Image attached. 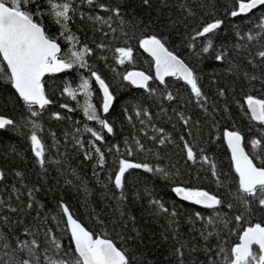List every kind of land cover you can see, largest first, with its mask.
<instances>
[{
  "label": "snow or ice",
  "instance_id": "obj_1",
  "mask_svg": "<svg viewBox=\"0 0 264 264\" xmlns=\"http://www.w3.org/2000/svg\"><path fill=\"white\" fill-rule=\"evenodd\" d=\"M136 51L149 72L121 70ZM128 86L142 91L117 104ZM253 90H264V0H0V105L18 112L0 115V142L25 145L8 143L0 169V264H264ZM233 103L246 131L229 124ZM157 180L181 203L157 198ZM138 203L158 232L138 223Z\"/></svg>",
  "mask_w": 264,
  "mask_h": 264
},
{
  "label": "trees",
  "instance_id": "obj_2",
  "mask_svg": "<svg viewBox=\"0 0 264 264\" xmlns=\"http://www.w3.org/2000/svg\"><path fill=\"white\" fill-rule=\"evenodd\" d=\"M131 2L138 4V0H131ZM136 10L138 13L143 11L139 7H137ZM221 31L223 32V29ZM229 35H230V33L223 36V39L227 40ZM256 47H258V45H257V42L254 40L252 42L251 47L245 51H242L240 54V57H238V59H241V62H242V57L247 54V51H250V50L254 51L256 49ZM147 59H148V57L146 54H142L141 51H136V52H134V63L132 65L126 64L125 66H120L121 70H126L129 68H136V69H141L145 72H149V67L146 63ZM211 63H212L211 61L208 62L209 65H211ZM208 70H210V69H206V71H208ZM249 70H251L250 66H249ZM219 79L221 80L222 83L225 82V79H226V82L231 85V83L235 79V77L229 75L225 78L224 73L221 72V76L219 77ZM208 80H209V77L207 75H205L204 80H203V83L205 86H207ZM256 89H259V83L258 82L256 83ZM140 91H142V90L138 91V90L132 88L131 86H128L127 88L121 90V92L119 93L120 99H118L117 104L122 103L123 100H131L134 95L138 96ZM246 91H247V89L241 88L239 82H237V89H236V93H235L236 97L238 99L242 98V94L245 93ZM251 94L256 95V96H261V95H264V90H261V91L253 90ZM94 102H96V101L94 100ZM231 111H232V116L234 117V120H230L229 124L234 122L238 128H240L242 131H246L247 120L244 118L242 113H240L239 106L237 104L233 103L232 107H231ZM153 112L154 113L156 112L155 108H153ZM0 115H4L6 117H10L13 119L18 118V112L16 110H14L12 107L5 108V107H3V105H0ZM70 115L73 116V120L82 119V116H80L78 114H70ZM113 115H115V110L113 111ZM156 123L160 124V123H164V121H156ZM164 126L170 127V125H168L167 123H164ZM46 127H47V125H46ZM125 127L130 132V127L127 125H125ZM137 127H138V125H137ZM54 130H57L58 135L60 134L59 128L57 126H54ZM3 136L5 137V139L3 142H0V169H3L6 165L9 167L12 165V157L11 156H9L7 160H5V158H4L6 145L8 143H14L16 145V147L20 150H23L25 148L24 144L18 142V138L12 137L9 133H4ZM9 137H10V139H9ZM61 143H63L62 138H61ZM61 150H63V149H61ZM179 151H180L179 148H177L175 146H170V152L171 153L178 154ZM210 151H211V149H210ZM225 151H226V149L219 150V157H220L221 161H223V163H221L220 166L222 168H224L225 170H227V161L223 160ZM176 158H177L176 155L171 156L172 160H175ZM30 166H31V164L29 162V167ZM81 168L86 173L85 179L88 180L89 187L90 188L93 187L95 184V181L91 177L90 165L87 167H85L84 165H81ZM8 179L11 180V177L9 176ZM33 179H34V177H33ZM49 182L51 183V181H49ZM155 183L157 185V190L155 192V195L157 198H163V200H165V201L175 200V201H177V203H181L178 201V198H176L174 196V194H172L168 189L164 188V186H163L164 182L157 180V181H155ZM203 186L208 188L209 190H213V186L208 184L207 182H205L203 184ZM55 195L59 196V195H61V192L57 191L55 193ZM64 196H65V199L69 201V207L76 214H80L83 212V209L80 207L79 198L78 197L73 198L75 196V193L69 194V192L66 188L64 191ZM40 199L45 201V203L48 206H53L50 196H45V195L41 194ZM90 199H92L93 201H96L97 198L95 196H92V197H90ZM184 203H186V202H184ZM132 211H133V214L136 215L138 223H143L144 220H148V223L146 225L148 228H150L153 232H158L160 230L156 224L151 222V218L147 217L143 213L141 207L139 206V203L137 204V206L135 208L132 209ZM158 223L162 225L163 220L162 219L159 220ZM181 231L186 233L187 232V226H183ZM164 251H165V246L162 245L161 248L157 250V253H156L157 257H159L160 254L163 253Z\"/></svg>",
  "mask_w": 264,
  "mask_h": 264
},
{
  "label": "water",
  "instance_id": "obj_3",
  "mask_svg": "<svg viewBox=\"0 0 264 264\" xmlns=\"http://www.w3.org/2000/svg\"><path fill=\"white\" fill-rule=\"evenodd\" d=\"M147 55V54H146ZM139 70V69H138Z\"/></svg>",
  "mask_w": 264,
  "mask_h": 264
}]
</instances>
